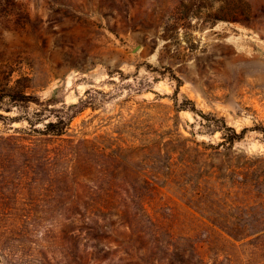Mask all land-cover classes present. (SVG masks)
<instances>
[{"label": "rangeland", "instance_id": "obj_1", "mask_svg": "<svg viewBox=\"0 0 264 264\" xmlns=\"http://www.w3.org/2000/svg\"><path fill=\"white\" fill-rule=\"evenodd\" d=\"M2 78L0 264H264V0H0Z\"/></svg>", "mask_w": 264, "mask_h": 264}, {"label": "trees", "instance_id": "obj_2", "mask_svg": "<svg viewBox=\"0 0 264 264\" xmlns=\"http://www.w3.org/2000/svg\"><path fill=\"white\" fill-rule=\"evenodd\" d=\"M3 80H4V78H2V80L0 79V104L6 98H9L13 101L20 100V97L23 95V94H21V90H19L17 87L9 86L8 82L6 81V83H5V82H3ZM27 121H28L29 125L32 127V130H34L35 132H38L40 134H44V135H49V134L61 135V134H63L64 130L69 125V122H65L62 119H58L55 122L48 121L47 123H44V129L43 130H36V128L34 126L35 124H33L32 120L27 118ZM263 131H264V129H263ZM244 132H245V129L241 130L240 133H237V132H235V130L232 129L233 134L231 136H228V138L230 141L238 140L242 137V134ZM118 195L121 196V193H119ZM125 198L131 202V205L128 208V214L126 216L127 220L125 222H123V224H125V225H130V224H134V223L137 224L141 220H143V221L147 220L146 211H145L143 205L139 204V201H138L139 197L137 198V196H134L132 194L127 193V194H125ZM106 214H108L107 219L110 220V217L118 215V210H109L108 212H106ZM94 217L96 218V220L106 219V218H104V216L94 215Z\"/></svg>", "mask_w": 264, "mask_h": 264}]
</instances>
